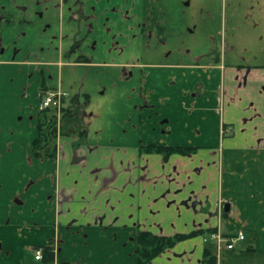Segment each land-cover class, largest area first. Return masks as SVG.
I'll list each match as a JSON object with an SVG mask.
<instances>
[{"label": "crops", "instance_id": "obj_1", "mask_svg": "<svg viewBox=\"0 0 264 264\" xmlns=\"http://www.w3.org/2000/svg\"><path fill=\"white\" fill-rule=\"evenodd\" d=\"M41 85L89 97L54 158L30 156ZM211 229L248 238L217 264H264V0H0V264L204 230L146 263L201 264Z\"/></svg>", "mask_w": 264, "mask_h": 264}, {"label": "trees", "instance_id": "obj_2", "mask_svg": "<svg viewBox=\"0 0 264 264\" xmlns=\"http://www.w3.org/2000/svg\"><path fill=\"white\" fill-rule=\"evenodd\" d=\"M78 44V42H75L68 50L67 54L73 52ZM78 59L86 60L84 57H79ZM45 89V86H40L41 91H44ZM88 101L89 97L87 95L74 94L69 98L62 97L61 117L59 124L57 122V114L55 108L48 107L40 110L38 113L36 124L37 135L32 141L30 156L33 158H54L57 154L56 139L58 134H67L69 132H73L79 135V139L84 138L87 131L85 129V126L81 123V115ZM70 129L71 131H69ZM75 144H79V141H76ZM141 148L147 152L161 153L165 158L174 152L186 153L191 150V148L171 147L154 144L141 146ZM213 231H216V229H211L207 233ZM204 232V230H196L190 233L158 235L146 230H141L137 235V264H146L155 256L160 254L163 250L174 246L178 241L197 234H203ZM222 234L224 236H228L231 233L223 232ZM32 248H34L35 250L41 249L42 258L40 260V263L43 262V264H53L54 252L52 247L34 246ZM249 250H252V248ZM201 264H217V256L214 253V247L211 243H208L204 248Z\"/></svg>", "mask_w": 264, "mask_h": 264}, {"label": "built area", "instance_id": "obj_3", "mask_svg": "<svg viewBox=\"0 0 264 264\" xmlns=\"http://www.w3.org/2000/svg\"><path fill=\"white\" fill-rule=\"evenodd\" d=\"M66 94L61 93L59 91H54L52 89L46 88L44 91L40 94L39 99V107L40 108H47L52 107L55 109H59L61 106V98L65 97ZM205 241L207 239H211L215 242L216 248L220 250L222 247L226 249H234L235 244L238 241H241L245 238V234L242 230L235 231L234 233H231L228 236H224L221 232L218 230L208 233V236L205 237ZM34 258L36 261L41 260L42 253L41 249H37L34 254Z\"/></svg>", "mask_w": 264, "mask_h": 264}, {"label": "flooded vegetation", "instance_id": "obj_4", "mask_svg": "<svg viewBox=\"0 0 264 264\" xmlns=\"http://www.w3.org/2000/svg\"><path fill=\"white\" fill-rule=\"evenodd\" d=\"M41 93V92H40ZM69 97H71V96H66L65 95V98H69ZM38 108H39V111L40 110H42V109H45V108H40L39 107V104H38ZM48 108V107H47ZM56 116H57V122H58V124H59V122H60V117H61V106L59 107V109H56ZM82 114H83V112H82ZM81 120H82V117H81ZM83 121V120H82ZM69 131H71V129L69 130ZM79 136V135H78ZM81 140V139H80ZM80 140H77V141H79L80 142ZM217 230V229H216ZM147 231V230H146ZM136 256H137V254H136Z\"/></svg>", "mask_w": 264, "mask_h": 264}, {"label": "rangeland", "instance_id": "obj_5", "mask_svg": "<svg viewBox=\"0 0 264 264\" xmlns=\"http://www.w3.org/2000/svg\"><path fill=\"white\" fill-rule=\"evenodd\" d=\"M77 47H78V46H77ZM77 47H76V48H77ZM76 48H75V49H76ZM41 92H42V91H41ZM59 92H61V91H59ZM61 93H64V92H61ZM40 94H41V93H40ZM64 94H66V93H64ZM66 96H67V95H66ZM205 239H206V238H204V240H205ZM247 239H248V238H247ZM247 239H246L245 241H242V242H237V244L240 245V244H243V243H247V241H248ZM207 241H208L207 243H211V244L213 245L214 249H215V247H216L215 242H214L213 240H211L210 238L207 239ZM223 248H224V247H222L221 249H223ZM221 249H220V250H221ZM225 249H226V248H225ZM35 251H36V250H35ZM214 251L216 252V254L218 253V252H217V249L214 250ZM216 256H217V255H216Z\"/></svg>", "mask_w": 264, "mask_h": 264}, {"label": "water", "instance_id": "obj_6", "mask_svg": "<svg viewBox=\"0 0 264 264\" xmlns=\"http://www.w3.org/2000/svg\"><path fill=\"white\" fill-rule=\"evenodd\" d=\"M225 210H228V205L227 204L225 205Z\"/></svg>", "mask_w": 264, "mask_h": 264}]
</instances>
